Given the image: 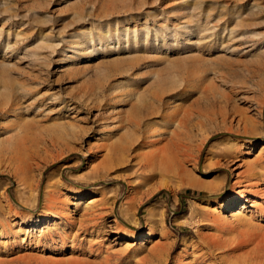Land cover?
<instances>
[{
	"label": "rangeland",
	"instance_id": "374dc122",
	"mask_svg": "<svg viewBox=\"0 0 264 264\" xmlns=\"http://www.w3.org/2000/svg\"><path fill=\"white\" fill-rule=\"evenodd\" d=\"M263 235L264 0H0V264H264Z\"/></svg>",
	"mask_w": 264,
	"mask_h": 264
},
{
	"label": "bare ground",
	"instance_id": "6f19581e",
	"mask_svg": "<svg viewBox=\"0 0 264 264\" xmlns=\"http://www.w3.org/2000/svg\"><path fill=\"white\" fill-rule=\"evenodd\" d=\"M105 34H107V31L104 33V36H106ZM101 37V36H100ZM93 40V39H92ZM201 72V71H200ZM202 73H200L201 75ZM203 77V76H202ZM205 77V76H204ZM218 77V76H217ZM198 78V77H197ZM200 78V77H199ZM194 79V78H192ZM201 80V78H200ZM212 82V81H211ZM210 83V82H209ZM198 85V84H197ZM208 86V85H207ZM200 88V87H199ZM203 88V87H202ZM201 88V89H202ZM226 94V93H225ZM228 97V96H227ZM225 98V97H224ZM156 101L158 104L162 103V99L160 98H156ZM168 114V113H167ZM173 116V114H172ZM170 114L168 115H164V118H170V119H175L177 124L180 126V123L183 122L184 120L182 119H176L173 118ZM239 116V115H238ZM181 118V117H180ZM185 119V118H184ZM240 119V118H239ZM238 120V119H237ZM252 120V119H251ZM253 121V120H252ZM175 122V121H174ZM247 123V122H246ZM176 124V125H177ZM232 124V123H231ZM177 125V126H178ZM232 126V125H231ZM227 129V128H226ZM230 129V128H229ZM251 130V129H250ZM253 131V130H252ZM258 131V130H257ZM183 134V133H182ZM184 135V134H183ZM184 138V136L180 135L179 133L176 132H172L171 135L169 136L166 145L163 148V151L165 153H167V165H166V169L171 170V171H175L177 174L178 173H185L187 171V167L184 166V164L182 163L183 158L181 157L182 152H184V150L186 149L185 147L187 146L185 144V142L182 141V139ZM132 142V141H131ZM130 142V143H131ZM190 142V141H188ZM17 143L16 141H13L11 144H15ZM14 147V146H13ZM124 149H126V147H123ZM185 148V149H183ZM183 149V150H182ZM189 149V148H188ZM127 150V149H126ZM186 154V153H185ZM23 165V164H22ZM21 165V166H22ZM21 166H19L21 168ZM18 167V168H19ZM248 167V166H247ZM246 167V168H247ZM250 167V166H249ZM251 168V167H250ZM253 168V167H252ZM251 168V169H252ZM248 169V168H247ZM251 171V170H250ZM22 172V169H21ZM249 172V171H248ZM254 178V177H253ZM183 180V179H181ZM185 180V178H184ZM235 196L234 195H229V196H225V198L223 199V202H217L216 206L217 208H213L214 210H216L217 215L216 217H221V209L223 208H229L230 206H232L234 204L235 201ZM207 213V211H206ZM213 213V212H212ZM215 213V212H214ZM210 214V213H209ZM259 226V225H258ZM262 232V231H261ZM259 233V232H257ZM261 234V233H260ZM262 236V235H261ZM264 236V235H263ZM262 238V237H261ZM262 240V239H261ZM216 245V244H215ZM262 245V244H261ZM218 247V246H217Z\"/></svg>",
	"mask_w": 264,
	"mask_h": 264
}]
</instances>
